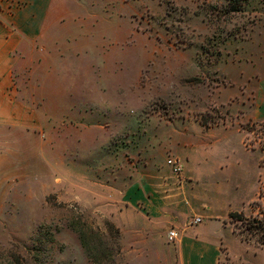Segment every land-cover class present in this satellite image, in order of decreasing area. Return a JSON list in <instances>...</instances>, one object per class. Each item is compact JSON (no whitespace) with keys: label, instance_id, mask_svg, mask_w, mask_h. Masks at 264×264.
I'll return each mask as SVG.
<instances>
[{"label":"rangeland","instance_id":"374dc122","mask_svg":"<svg viewBox=\"0 0 264 264\" xmlns=\"http://www.w3.org/2000/svg\"><path fill=\"white\" fill-rule=\"evenodd\" d=\"M228 6L13 2L44 37L30 35L28 63L13 67L12 113H0V264H92L84 224L92 253H111L104 264L146 253L148 243L123 242L119 223H148L121 195L152 163L178 179L188 171L187 190L215 208L261 187L264 130L250 113L264 69V0ZM230 262L223 253L218 264Z\"/></svg>","mask_w":264,"mask_h":264},{"label":"crops","instance_id":"0c3cea01","mask_svg":"<svg viewBox=\"0 0 264 264\" xmlns=\"http://www.w3.org/2000/svg\"><path fill=\"white\" fill-rule=\"evenodd\" d=\"M17 1L29 0H0V113L5 114L12 113L11 107L15 104L13 92L9 93L12 75L15 73L13 67L18 62L23 64L25 59L28 63L32 42L30 35L35 33L38 39L44 37L40 25L36 32L30 28V20L22 11L24 8L13 10V2ZM257 86L250 117L253 121L262 122L264 69L260 70ZM7 104L10 109L1 110ZM5 119L3 117L2 120ZM255 149L261 152L259 147ZM160 167L152 163L146 179L140 177L144 175H139L137 179L130 177L122 190L121 199L126 207L130 210L139 209L148 219V223L140 227L127 219L120 222L122 240L124 243H132L134 247L141 246L142 242L149 245L146 253H128L124 251L128 249L125 246L122 264H218L223 253L231 256L230 264L234 263L235 255L243 257L240 264H264V247L242 239L228 219L229 212L233 210L253 211L250 202L259 198V180L254 189L241 199L239 206L224 201L221 208H215L205 205L191 189L187 190L191 182L188 171L178 179L171 171L166 172ZM199 213L202 221L193 222ZM172 224H175L179 233L176 240L170 242L172 247H169L164 230ZM149 229L152 233H146Z\"/></svg>","mask_w":264,"mask_h":264},{"label":"trees","instance_id":"16d2710c","mask_svg":"<svg viewBox=\"0 0 264 264\" xmlns=\"http://www.w3.org/2000/svg\"><path fill=\"white\" fill-rule=\"evenodd\" d=\"M247 0H227L228 9L231 11H235L240 9V7ZM253 124H259L264 130V121L257 122L253 121ZM261 148L264 149L263 144H261ZM260 166L264 165V157L260 160ZM250 206L252 209L258 208V213L256 215L246 216L245 211L243 209L230 211L228 216L234 223L235 229L237 228L239 234L242 239L246 241H250L252 238L254 241L264 247V183H262L259 192V198L250 202ZM86 225L82 228L78 229L80 241L82 245L88 251L87 255L92 264H104V260L111 256V253H92L93 249H97V247L91 246L92 241V229H85Z\"/></svg>","mask_w":264,"mask_h":264},{"label":"built area","instance_id":"2783aa9c","mask_svg":"<svg viewBox=\"0 0 264 264\" xmlns=\"http://www.w3.org/2000/svg\"><path fill=\"white\" fill-rule=\"evenodd\" d=\"M169 163L172 164L173 169L175 170V172L181 171L182 169V164L179 161H168ZM193 221L195 223L201 222L202 221V217L200 215L195 216ZM179 230L178 228L172 226L168 231H167V241L168 242H174L178 236Z\"/></svg>","mask_w":264,"mask_h":264}]
</instances>
